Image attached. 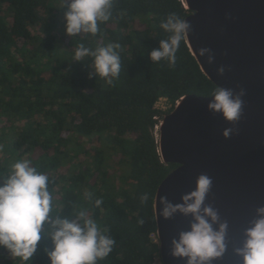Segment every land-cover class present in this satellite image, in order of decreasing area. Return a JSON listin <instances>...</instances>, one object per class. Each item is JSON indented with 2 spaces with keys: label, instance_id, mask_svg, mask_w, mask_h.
I'll return each instance as SVG.
<instances>
[{
  "label": "trees",
  "instance_id": "obj_1",
  "mask_svg": "<svg viewBox=\"0 0 264 264\" xmlns=\"http://www.w3.org/2000/svg\"><path fill=\"white\" fill-rule=\"evenodd\" d=\"M184 6L183 0H112L110 19L96 35L72 37L65 30L66 0H0V184L13 163L26 159L48 176L53 197L33 256L24 261L0 247V264H51L55 220L77 219L80 211L116 241L97 264L160 258L155 195L178 164L160 157L155 132L167 112L156 102L167 97L174 107L186 94L211 96L218 87L185 38L175 65L151 60L150 52L171 35L161 22L170 14L184 20ZM81 43L92 50L120 45L113 85L89 79L92 57L74 60Z\"/></svg>",
  "mask_w": 264,
  "mask_h": 264
},
{
  "label": "water",
  "instance_id": "obj_2",
  "mask_svg": "<svg viewBox=\"0 0 264 264\" xmlns=\"http://www.w3.org/2000/svg\"><path fill=\"white\" fill-rule=\"evenodd\" d=\"M183 1L190 52L218 87L234 96L243 92V105L239 119L229 122L208 109L212 95L186 94L159 120L160 157L178 164L155 195L160 257L164 264H187V258L172 255V242L191 229L194 218L177 212L166 219L161 200L182 203L204 174L212 180L205 206L219 217L213 227L218 231L227 224L224 252L210 264H244L237 249L243 248L257 209L264 207V0ZM225 129H231L227 138Z\"/></svg>",
  "mask_w": 264,
  "mask_h": 264
},
{
  "label": "clouds",
  "instance_id": "obj_3",
  "mask_svg": "<svg viewBox=\"0 0 264 264\" xmlns=\"http://www.w3.org/2000/svg\"><path fill=\"white\" fill-rule=\"evenodd\" d=\"M66 5L65 30L72 37L81 33L96 35L100 31L99 23L108 21L111 16L112 0H71L70 3L66 0ZM160 27L171 35L150 52L151 60L154 64L167 60L175 65L176 53L190 25L170 14ZM119 47V44L109 43L92 50L81 43L75 47L74 60L92 57L94 73L89 74V79L95 75L113 85L121 70ZM220 71L222 73L223 69ZM242 95L243 92L234 96L231 89L217 87L208 109L221 113L229 122L237 121L243 105ZM230 133L231 129H225L223 135L227 138ZM48 183L46 174L31 166L29 160L21 159L11 165L10 175L0 184V247L6 248L14 258L28 261L36 252L42 227L52 210L53 197ZM211 186L212 180L201 174L195 189L183 195L182 203L161 200L165 205L162 215L166 219L177 212L194 218L191 229L181 232L179 239L172 242V255L187 258V264H210L225 249L227 224L215 230L213 225L218 222V213L211 206H205ZM148 198L144 194L141 200L146 202ZM95 204L100 206L102 200L97 199ZM257 217L245 231L243 248L237 249L244 264H264V207L257 209ZM54 223L56 228L51 236L54 249L48 252L51 264H97L111 253L116 243L85 211L78 212L77 219L58 217Z\"/></svg>",
  "mask_w": 264,
  "mask_h": 264
},
{
  "label": "built area",
  "instance_id": "obj_4",
  "mask_svg": "<svg viewBox=\"0 0 264 264\" xmlns=\"http://www.w3.org/2000/svg\"><path fill=\"white\" fill-rule=\"evenodd\" d=\"M172 107H173V104L170 102V100L167 97H160L155 105V108L161 112H169L170 109H172ZM155 262L153 264H155ZM162 264H164L163 261H162Z\"/></svg>",
  "mask_w": 264,
  "mask_h": 264
},
{
  "label": "rangeland",
  "instance_id": "obj_5",
  "mask_svg": "<svg viewBox=\"0 0 264 264\" xmlns=\"http://www.w3.org/2000/svg\"><path fill=\"white\" fill-rule=\"evenodd\" d=\"M61 46H64V43H63V42H61ZM155 264H162V260H161V258H158V259L156 260Z\"/></svg>",
  "mask_w": 264,
  "mask_h": 264
}]
</instances>
